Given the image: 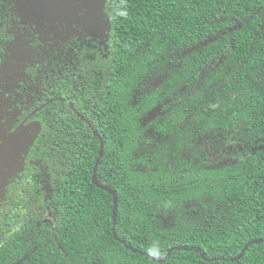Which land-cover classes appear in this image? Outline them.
<instances>
[{"label": "trees", "instance_id": "16d2710c", "mask_svg": "<svg viewBox=\"0 0 264 264\" xmlns=\"http://www.w3.org/2000/svg\"><path fill=\"white\" fill-rule=\"evenodd\" d=\"M18 2L0 74L30 48ZM126 2L102 0L98 39L67 24L27 51L0 98V128L38 126L0 190V264H264V0Z\"/></svg>", "mask_w": 264, "mask_h": 264}, {"label": "rangeland", "instance_id": "374dc122", "mask_svg": "<svg viewBox=\"0 0 264 264\" xmlns=\"http://www.w3.org/2000/svg\"><path fill=\"white\" fill-rule=\"evenodd\" d=\"M101 4L102 0H24V13L26 17L40 23L42 32V28L53 32L57 23L64 25L72 18L77 22L76 25L87 30L89 37L99 38L102 37L103 31L100 23L96 26V18ZM18 70L19 65H13L9 78ZM9 131L6 126L0 128V148L4 143L0 150V177L4 182H7L19 167L17 165L20 153L34 139L38 126L36 123L28 124L7 136Z\"/></svg>", "mask_w": 264, "mask_h": 264}, {"label": "flooded vegetation", "instance_id": "af4514ba", "mask_svg": "<svg viewBox=\"0 0 264 264\" xmlns=\"http://www.w3.org/2000/svg\"><path fill=\"white\" fill-rule=\"evenodd\" d=\"M18 4H19V9L21 11L20 12L21 13L20 16L23 18V22L22 23L28 25V29L26 30L27 33H21V32H16V31H15V33L19 36V39H20V36H21V38H22L21 42L23 44H25V43L29 44L30 48L28 49V48L20 47V49L17 50V53L12 58L14 60L8 66H6V68L3 70V73L1 72V74H0V86L3 87V88H0V98H2V95H4V94L8 96V94H9L8 91L10 90V87L12 86V83L15 81L17 75H19V72H20L19 70H20V67H21L22 63L26 61L27 51L28 52L29 51L33 52V51H35V49L32 50V48L40 47L43 43H48L49 44L48 41L56 43V41L60 40V38L63 36V27L66 28V27H68L70 25H76L77 24V22H74L72 20V18H70V21L67 23V24H69L68 26H66L67 24L63 25L62 23H57L56 24V28H55V30L53 32H51L50 30H47V29H43V28H42V30H43V32H42L41 29H40L41 28L40 27V23H38L33 18H29V17L25 16V13H24V0H19ZM78 27L77 28H78V30L81 31V34H88L89 35L87 30H84V28L82 26L78 25ZM15 28H18V27L15 26ZM34 44H36L37 46H35ZM13 65H16V66L19 65V70L16 71L9 78V75H10V73L12 71V66ZM35 112L36 111L30 113L20 124H18L13 130H11L9 132L8 136L10 134H14V133L18 132L22 127H24L25 123L27 122V120ZM0 117H2V116H0Z\"/></svg>", "mask_w": 264, "mask_h": 264}, {"label": "water", "instance_id": "95a60500", "mask_svg": "<svg viewBox=\"0 0 264 264\" xmlns=\"http://www.w3.org/2000/svg\"><path fill=\"white\" fill-rule=\"evenodd\" d=\"M101 5H102V4H101ZM100 7H101V6H100ZM98 9H100V8H98ZM97 11H98V10H97ZM65 101H66V100H65ZM66 102L69 104V106H70L71 109L74 111V113H75V114L81 119V121H83L87 126H89V127L93 130L94 134L98 137V139H99V141H100L99 157L101 158V157L103 156V154H104V141H103L102 137H101V136L98 134V132L92 127V125L89 123V121H88L83 115H81V114H80V113H79V112L73 107V105H72L71 103H69L68 101H66ZM5 141H7V139H6ZM5 141H4V142H5ZM3 144H4V143H3ZM3 144L1 145V148H2ZM1 148H0V150H1ZM92 181H93V183H94L97 187H99V188H101V189H103V190L109 191V192L113 195V197H114V199H115V203H116V198H117L116 193L113 192L112 190H110L109 188H107V187L101 185V184L98 182V180H97V176H96V174L93 175ZM5 183H6V182H4V181L1 179V177H0V190L3 188L2 186H3ZM115 235H116V234H115ZM257 242H261V241H251V242H249L248 244H246L245 247H244V249L242 250V252H241L237 257H235V258H233V259H231V260H232V261H238L239 259H241L242 256L245 254L246 250L248 249V247H249L250 245H252L253 243H257ZM176 249H179V248H175V249L170 250L169 253H168V255H167V257H166L165 259L161 260L160 262H164V261L168 258V256L170 255V253H171L172 251L176 250ZM200 253H201V256H202V258H203L204 260L210 261L209 259H207V258L205 257V255H204L202 252H200Z\"/></svg>", "mask_w": 264, "mask_h": 264}, {"label": "clouds", "instance_id": "9594fccd", "mask_svg": "<svg viewBox=\"0 0 264 264\" xmlns=\"http://www.w3.org/2000/svg\"><path fill=\"white\" fill-rule=\"evenodd\" d=\"M129 17V10L127 6L126 0H121V4L119 9L115 10L113 13V18H119L122 20H126ZM148 255L150 257L155 258L157 261L162 256V252L160 251L159 244L154 243L148 248Z\"/></svg>", "mask_w": 264, "mask_h": 264}]
</instances>
